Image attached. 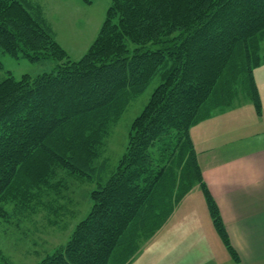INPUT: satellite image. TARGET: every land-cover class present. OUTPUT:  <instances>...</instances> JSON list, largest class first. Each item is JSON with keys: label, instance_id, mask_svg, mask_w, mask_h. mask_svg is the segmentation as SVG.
<instances>
[{"label": "trees", "instance_id": "1", "mask_svg": "<svg viewBox=\"0 0 264 264\" xmlns=\"http://www.w3.org/2000/svg\"><path fill=\"white\" fill-rule=\"evenodd\" d=\"M42 10L36 0H0V51L57 62L52 72L0 82V209L24 208L35 190L52 186L57 169L95 189L69 241L38 264H130L197 185L238 262L190 130L241 105L234 104L240 91L262 114L254 72L262 64L264 0H112L78 61L58 44ZM156 77L161 83L104 181L99 150Z\"/></svg>", "mask_w": 264, "mask_h": 264}, {"label": "rangeland", "instance_id": "2", "mask_svg": "<svg viewBox=\"0 0 264 264\" xmlns=\"http://www.w3.org/2000/svg\"><path fill=\"white\" fill-rule=\"evenodd\" d=\"M36 1L41 5L45 17L52 24L58 44L73 61L80 60L88 52L98 36L107 10L112 4V0ZM260 55L264 65V42L261 43ZM0 62L3 67L0 69V82L8 75L19 79L24 75L37 76L49 73L54 70L57 64L53 60L31 61L22 54L16 57L1 51ZM262 69L264 66L261 67V70H256L255 73H258V80L262 91H264V76L261 78L259 74ZM160 83L159 77L154 78L144 93L131 101L123 117L110 129V135L99 150V159L96 162L97 167L103 165V168L98 172V177L104 181L109 178L112 170L118 166L120 159L125 154L133 121L144 110ZM234 104L253 107L242 91ZM257 130L264 131V123L263 127ZM156 150L158 149L153 151ZM158 155L154 156L156 161ZM51 183L52 186H42L29 195L31 197L24 203V208L15 209V206L11 204L4 205L0 209L5 214L0 216V264L40 263L46 255L66 244L77 225L88 216L92 207L91 192L95 189V185L84 178L69 175L61 169L55 171ZM158 232L141 245L135 257L141 249L144 254L134 257V262L166 264L160 256L159 247L155 241H152ZM198 262L197 259L195 263L198 264ZM169 264H183L182 258L175 256L174 259H170Z\"/></svg>", "mask_w": 264, "mask_h": 264}, {"label": "crops", "instance_id": "3", "mask_svg": "<svg viewBox=\"0 0 264 264\" xmlns=\"http://www.w3.org/2000/svg\"><path fill=\"white\" fill-rule=\"evenodd\" d=\"M255 72L261 115L254 106L239 105L191 130L203 182L240 261L235 262L222 243L197 185L152 240L166 264L175 256L183 264H196L197 259L198 264H264V131L257 130L264 123V91ZM259 74L262 78L264 69ZM143 254L141 249L137 256Z\"/></svg>", "mask_w": 264, "mask_h": 264}]
</instances>
